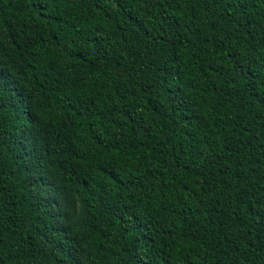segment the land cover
Masks as SVG:
<instances>
[{
  "label": "trees",
  "instance_id": "trees-1",
  "mask_svg": "<svg viewBox=\"0 0 264 264\" xmlns=\"http://www.w3.org/2000/svg\"><path fill=\"white\" fill-rule=\"evenodd\" d=\"M0 264H264V0H0Z\"/></svg>",
  "mask_w": 264,
  "mask_h": 264
}]
</instances>
